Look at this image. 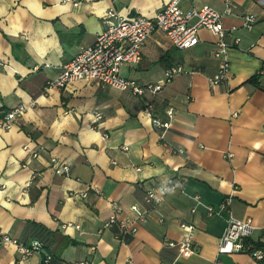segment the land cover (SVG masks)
I'll use <instances>...</instances> for the list:
<instances>
[{"label":"crops","instance_id":"obj_1","mask_svg":"<svg viewBox=\"0 0 264 264\" xmlns=\"http://www.w3.org/2000/svg\"><path fill=\"white\" fill-rule=\"evenodd\" d=\"M170 1L0 0V109L28 106L11 129H0V233L44 245L24 260L16 247H0V264H41L43 252L54 264H258L247 253L218 252L228 213L208 217L205 206L229 198L233 217L256 227L250 239L264 241V91L247 83L264 68V0H229L234 9L222 23L236 28L227 41L238 44L227 50L229 73L218 86L207 80L223 61L217 39L200 29L187 49L155 31L141 61L121 68L141 85L160 82L175 64L192 71L153 98L88 80L46 87L93 44L108 11L152 18ZM226 1L181 6L222 12ZM246 15L257 19L250 29L242 28ZM146 101L157 117L173 108L164 140L143 112ZM52 157L69 163V175L54 173ZM165 184L176 190L147 207L145 192ZM112 204L119 219L131 217L134 204L148 208L147 220L132 235L103 229ZM183 224L194 226L196 253L176 259L165 243L187 235Z\"/></svg>","mask_w":264,"mask_h":264},{"label":"built area","instance_id":"obj_2","mask_svg":"<svg viewBox=\"0 0 264 264\" xmlns=\"http://www.w3.org/2000/svg\"><path fill=\"white\" fill-rule=\"evenodd\" d=\"M193 1V0H189ZM233 4L227 0L224 10L219 12L207 5L199 8L189 9L181 6V0H172L159 10L154 17L147 18L141 15L128 17L116 16L114 11H108L104 19V28L96 36L92 45L84 48L71 60L60 67V73L56 79L46 83V87L64 88L73 81L88 80L107 85L119 91H127L137 98L145 96L155 97L165 85L169 84L174 77L180 74H191L192 71L185 69L181 64H175L166 68L163 78L157 83L144 85L125 78L121 75V68L136 65L141 61V48L146 39L155 31L162 32L177 49H187L194 46L198 41L200 29L209 30L217 39L215 55L223 61L216 73L207 78L211 86L224 83L228 77L229 66L227 63V50L238 44L237 38L227 41V36L236 30L235 27L227 30L223 23V15L233 12ZM257 22L253 15L243 17L242 28L250 29ZM1 65V62H0ZM264 73V71H263ZM27 105L20 104L11 109H0V129L9 130L27 109ZM152 102L144 103L143 112L149 118L150 123L159 132V138L164 140L166 131L171 127L174 111L172 107L164 110L163 117H157L152 113ZM95 119L102 118L100 113H95ZM123 150L127 151L126 146ZM182 154L181 149L175 150ZM37 156V154H33ZM50 165L57 175H69L70 165L55 157L50 159ZM173 185H162L157 188L148 189L143 197L147 207H154L162 201L163 195L168 191H174ZM84 196V195H83ZM198 201V197H195ZM230 199H225L217 207L205 206L208 217L220 215L227 212L226 226L219 241V253H247L258 263L264 259V250L255 248L248 241L256 227L250 219L238 220L228 210ZM113 213L103 223L102 228L107 229L113 225L117 226L120 235L134 234L140 224L147 220L148 208H141L134 204L130 207L131 217L119 219L121 207L117 204L111 205ZM79 229L78 226H76ZM187 235L179 241H166V246L177 251L176 259L190 257L196 253L192 232L193 225H181ZM264 242V241H262ZM12 245L16 247L21 260L35 253L41 252V244L34 240L30 243L20 242L7 234L0 233V247ZM44 264L51 259L50 254H45ZM127 264H132L128 261ZM165 264H174L173 262Z\"/></svg>","mask_w":264,"mask_h":264},{"label":"trees","instance_id":"obj_3","mask_svg":"<svg viewBox=\"0 0 264 264\" xmlns=\"http://www.w3.org/2000/svg\"><path fill=\"white\" fill-rule=\"evenodd\" d=\"M263 71H264V68L263 69H261V71L258 73V74H256V75H254L253 77H251L248 81H247V83L248 84H250V85H252V86H254V87H257V88H260V89H262L263 91H264V84H262L261 83V78L264 76V73H263ZM0 116H1V114H0ZM40 242V241H39ZM247 242H249L251 245H253L255 248H261V249H263L264 250V242H262V241H260V240H258V241H253V240H251V239H248V241ZM40 244H41V242H40ZM44 247V245H42L41 244V250H42V248ZM45 254H48V253H42V262H41V264H44V256H45ZM48 264H54V261H53V258L51 257V259L48 261ZM258 264H264V259L262 260V261H259L258 262Z\"/></svg>","mask_w":264,"mask_h":264}]
</instances>
